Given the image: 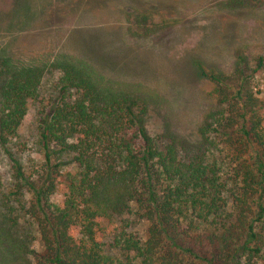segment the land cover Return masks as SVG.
I'll return each instance as SVG.
<instances>
[{
    "label": "trees",
    "instance_id": "obj_1",
    "mask_svg": "<svg viewBox=\"0 0 264 264\" xmlns=\"http://www.w3.org/2000/svg\"><path fill=\"white\" fill-rule=\"evenodd\" d=\"M260 68L241 56L229 74L199 67L214 107L198 147L180 154L148 134L143 102L101 100L81 68L63 65L57 97L37 120V161L28 168L8 146L42 71L13 76L0 101V148L17 216L5 218L10 228L29 223L34 235L23 228L0 240L9 264H264ZM66 157L72 172L62 169Z\"/></svg>",
    "mask_w": 264,
    "mask_h": 264
},
{
    "label": "rangeland",
    "instance_id": "obj_2",
    "mask_svg": "<svg viewBox=\"0 0 264 264\" xmlns=\"http://www.w3.org/2000/svg\"><path fill=\"white\" fill-rule=\"evenodd\" d=\"M237 56L250 68L260 61L254 85L264 101V0H0V101L13 76L42 71L9 150L26 168L37 161V120L57 97L61 67L71 65L90 77L99 99L143 102L148 134L190 152L214 107L199 67L229 74ZM62 164L73 171L68 157ZM13 184L0 148V240L23 228L30 239L29 223L10 228L5 218L17 216L7 202ZM61 200L60 192L52 198ZM6 254L0 244V264H9Z\"/></svg>",
    "mask_w": 264,
    "mask_h": 264
}]
</instances>
